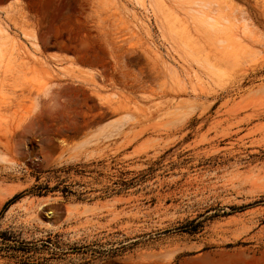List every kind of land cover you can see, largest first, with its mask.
Returning <instances> with one entry per match:
<instances>
[{
	"label": "rangeland",
	"instance_id": "1",
	"mask_svg": "<svg viewBox=\"0 0 264 264\" xmlns=\"http://www.w3.org/2000/svg\"><path fill=\"white\" fill-rule=\"evenodd\" d=\"M138 1L0 0V264H264V0Z\"/></svg>",
	"mask_w": 264,
	"mask_h": 264
},
{
	"label": "bare ground",
	"instance_id": "2",
	"mask_svg": "<svg viewBox=\"0 0 264 264\" xmlns=\"http://www.w3.org/2000/svg\"><path fill=\"white\" fill-rule=\"evenodd\" d=\"M136 1H138V0H136ZM151 1V0H150ZM155 1V0H154ZM138 2H140V1H138ZM141 2H143V0L141 1ZM152 2V1H151ZM156 2H157V0H156ZM9 4V2L8 3H6L5 5H1L0 7H2V6H7ZM142 4V3H141ZM152 4V3H151ZM150 4V5H151ZM153 6V5H152ZM159 7V6H158ZM204 15V14H203ZM213 15V14H212ZM198 17V16H197ZM208 18H211V17H208ZM197 19V18H196ZM199 19V18H198ZM212 19V18H211ZM211 19H210V22H211ZM214 19V18H213ZM212 19V20H213ZM206 20V19H205ZM203 21V20H202ZM207 21V20H206ZM215 21V20H214ZM213 21V22H214ZM208 22H209V20H208ZM209 22V23H210ZM212 22V23H213ZM217 22V21H216ZM207 23V22H206ZM215 23V22H214ZM219 23V22H218ZM201 24V23H200ZM217 24V23H216ZM209 25V24H208ZM216 26V25H215ZM228 26V25H227ZM226 26V27H227ZM217 27V26H216ZM224 27V26H223ZM211 28V27H210ZM208 30V29H207ZM210 30V29H209ZM241 30V29H240ZM212 32V31H211ZM243 33H244V31H243ZM26 34V33H25ZM27 35V34H26ZM28 37V36H27ZM30 37H31V35H30ZM33 38H34V36H32ZM29 38V37H28ZM32 39V38H31ZM13 41V40H12ZM12 41H11V35L9 34V31L0 23V63H1V60L3 59V51H2V47L3 46H7V45H10L11 43H12ZM33 41V40H32ZM10 42V43H9ZM33 44H35V43H33ZM37 48V47H36ZM30 54H32V53H30ZM33 55V54H32ZM4 60V59H3ZM12 61H10L9 63H11ZM14 63V62H13ZM201 64V63H200ZM19 66V65H18ZM206 67V66H205ZM213 69H214V67H213ZM211 72V71H210ZM209 72V73H210ZM214 72V71H213ZM216 72V71H215ZM196 81H197V79H196ZM199 81V80H198ZM46 90L48 89V88H45ZM44 91V90H43ZM118 119V118H117ZM112 120H114V119H112ZM111 122V121H110ZM113 122V121H112ZM42 198V197H41ZM43 199V198H42ZM3 199H1L0 200V202L2 201ZM46 200V199H45ZM41 206H43V205H41ZM40 207V206H39ZM256 264H261V262H259V261H256Z\"/></svg>",
	"mask_w": 264,
	"mask_h": 264
},
{
	"label": "trees",
	"instance_id": "3",
	"mask_svg": "<svg viewBox=\"0 0 264 264\" xmlns=\"http://www.w3.org/2000/svg\"><path fill=\"white\" fill-rule=\"evenodd\" d=\"M36 188L41 189L40 186H38V187H36ZM44 188H47V186H44ZM62 191H63V192H66L67 190H66V188H63ZM37 193L40 194V190H39ZM21 196H22V193H17V194H15L12 198H10L9 200H7V201L5 202V204H4V208H5L8 204H11V203L15 202V201H16L19 197H21Z\"/></svg>",
	"mask_w": 264,
	"mask_h": 264
}]
</instances>
